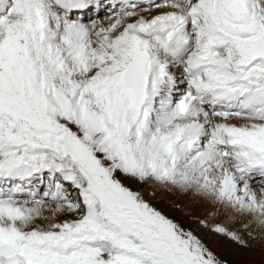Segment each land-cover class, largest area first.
<instances>
[{
	"label": "snow or ice",
	"instance_id": "6c2138e0",
	"mask_svg": "<svg viewBox=\"0 0 264 264\" xmlns=\"http://www.w3.org/2000/svg\"><path fill=\"white\" fill-rule=\"evenodd\" d=\"M216 238L264 241V0H0V264H228Z\"/></svg>",
	"mask_w": 264,
	"mask_h": 264
},
{
	"label": "rangeland",
	"instance_id": "374dc122",
	"mask_svg": "<svg viewBox=\"0 0 264 264\" xmlns=\"http://www.w3.org/2000/svg\"><path fill=\"white\" fill-rule=\"evenodd\" d=\"M173 203H176L175 197L172 200L169 197L167 199L166 197H162L157 201V206L164 210L166 214L174 218H181L182 213L172 207ZM216 240L217 243L211 245V247L218 256L226 259L228 264H261L262 258H264V241H259V244L251 241L252 247L250 249H243L231 242L219 238H216Z\"/></svg>",
	"mask_w": 264,
	"mask_h": 264
},
{
	"label": "bare ground",
	"instance_id": "6f19581e",
	"mask_svg": "<svg viewBox=\"0 0 264 264\" xmlns=\"http://www.w3.org/2000/svg\"><path fill=\"white\" fill-rule=\"evenodd\" d=\"M162 197H169V199L172 200L173 197H175V200H176V204L178 203H181V204H186L187 203V198H181L179 196H176V195H170V194H162L161 198ZM160 202V201H159ZM198 211H200L201 213H203V208H199ZM262 242V241H260ZM255 243L259 244V240L255 241ZM223 244V243H222ZM264 250V249H263ZM223 251V250H222ZM231 255V253H230Z\"/></svg>",
	"mask_w": 264,
	"mask_h": 264
}]
</instances>
